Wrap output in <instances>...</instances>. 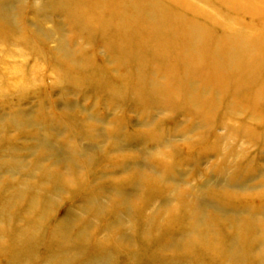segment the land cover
Wrapping results in <instances>:
<instances>
[{
    "label": "rangeland",
    "instance_id": "rangeland-1",
    "mask_svg": "<svg viewBox=\"0 0 264 264\" xmlns=\"http://www.w3.org/2000/svg\"><path fill=\"white\" fill-rule=\"evenodd\" d=\"M184 1L203 16L218 20L216 37L239 31L260 37L264 0ZM236 1L262 13H244L232 5ZM29 2L23 3L18 16L19 0H0L5 18L14 22L13 28L6 24L0 30L1 39L11 38L9 43L0 40V81L8 82L0 84L6 95L0 101V141L16 150L15 162L25 176L15 179L26 181L25 198L9 215L26 211L35 197L36 210L47 211L43 227L54 231L65 223L73 243L67 246L60 239L38 236L25 249L31 253L23 254V246H13L11 236L3 233L9 226L1 225L0 264L15 259L20 264H264V148L248 138L230 140L221 125V114L209 127L187 133L190 113L179 111L177 101L150 111L114 106L100 93H93L89 88L93 85L80 86V80L99 85L103 75L94 72L96 66L119 86L118 67L107 49V35L74 34L63 13L51 12L49 21L39 24L44 30L58 31L74 54L66 59L45 36L40 41L70 82L54 85L51 67L46 65L32 72L40 58L29 57L24 62L9 58V53H25L24 37L38 33V17L29 11ZM133 21L143 25L147 19ZM221 39L213 43L216 49L227 46V40ZM257 45L264 47V41ZM14 62L23 65L21 70L28 79L20 93L14 90L16 81L8 78L6 70ZM208 71L204 68L196 77L204 83ZM140 104L147 103L142 100ZM17 113L29 122L24 130L12 122ZM60 119L67 127L80 124L94 132L74 140L58 126L56 120ZM237 122L244 124V118L238 116ZM156 136L159 143H150L148 138ZM226 146L233 154L223 157L229 151ZM161 156L169 160L162 161ZM35 163L40 167L30 178L26 172ZM40 168L50 171L48 178L41 176ZM150 179L158 185L152 192L143 185ZM8 182L7 177L1 181L4 187ZM80 232L83 239L76 242Z\"/></svg>",
    "mask_w": 264,
    "mask_h": 264
},
{
    "label": "bare ground",
    "instance_id": "bare-ground-1",
    "mask_svg": "<svg viewBox=\"0 0 264 264\" xmlns=\"http://www.w3.org/2000/svg\"><path fill=\"white\" fill-rule=\"evenodd\" d=\"M19 1L21 6L17 8V15L22 14L23 3L32 0ZM35 2L33 4L29 2L31 7L29 11L38 17L35 26L38 33L30 32V37L27 39L24 37L26 42L22 46L25 53H9V58L22 59L23 62L29 57L40 58L33 64L32 72H38L46 65L51 67L54 85L70 82L67 73L55 67L57 61L52 58V54L43 51L40 41L45 36V41L53 42L57 54H61L66 59L74 54L73 48L59 37L58 31H47L40 25L49 21L51 12L63 13L74 34L99 37L107 35L109 38L107 49L111 52L113 63L118 67L116 76H119V86L113 83V79L99 66H96L94 71L103 75L99 77V85L96 84L95 87L90 80H80V82L77 81L80 86L93 85L89 87L93 90L92 92L100 93V97L112 101L114 106L125 104L143 107L150 111L156 109L157 105L166 104V107L177 101L179 111L190 113L186 116L187 123L191 125V130L187 133L209 127L215 117L221 114V125L228 132L230 140L248 138L264 148V60L263 58L259 60V57L264 56V47L257 45L258 41H264V26L261 32L257 33L260 35L259 38L247 36L240 31L227 32L226 35L224 34L226 41L224 35L223 37L213 35L214 26L218 21L216 18L213 19L212 15L203 16V13L192 8L184 0H167L166 3L163 0H38ZM241 2H232V5L243 9L242 12L247 14L262 13L255 7ZM2 8L3 5H0V30L6 24L13 28V20L5 18ZM141 17L147 19L143 25L133 21ZM102 26L106 28L101 30ZM221 38L227 42V46L216 49L214 44L221 42ZM10 39V37L0 38L5 43H9ZM13 43L14 46H20L17 41ZM208 55L209 58L205 60V56ZM19 65L14 62V67L6 69L9 70L8 78L16 81L12 86L15 91L19 90L17 93H20L25 88L24 84L28 82L27 74L21 70L23 65ZM86 67L85 64L84 68ZM204 68L209 71L203 83L196 76ZM248 76L250 77L247 78ZM0 84H8V82L2 79ZM120 91H124V94ZM156 98L159 99L157 104L152 102ZM5 99L6 95L3 90H0V101ZM142 100L146 101L145 106L140 104ZM21 114L25 113L21 112ZM21 114L17 113L11 118L17 128L24 130L29 122L23 121ZM238 116L244 118V124L237 122ZM56 121L58 126L64 127L73 139L75 136L85 137L94 132L81 127L80 124L74 129L67 127L68 125L61 119ZM44 126L41 125V128L44 129ZM2 132L3 130L0 129V137ZM148 140L157 145L161 139L156 136ZM5 145L6 142L1 140L0 226H9L3 233L11 236L13 246H23V254L31 253V250L25 249L38 236L43 239L44 237L60 239L61 244L69 246L73 240L67 237L68 226L65 223L60 224L62 228H53L54 231L43 227V219L47 216V211L46 208L36 210L35 197L30 200L26 211H19L13 217L9 215L12 209H16L22 198H25L23 190L26 187V181L15 179L16 175L21 176V179L25 175L20 172V163L15 162L18 159L15 155L16 150L13 147L6 148ZM231 149L226 146V150L229 151H225L226 154L223 157L232 155ZM161 158L162 161L169 160L165 156ZM37 164H33L32 170L26 172L28 177L34 178V170L40 167ZM169 169L167 165L165 172H170ZM38 170L43 178H48L50 175L49 170L44 168ZM5 177L9 182L4 187L1 181ZM143 185L145 188L148 186L151 189L150 192L152 189L155 190L156 186L158 188L152 179L147 183L144 182ZM34 214L37 216L33 218ZM82 232L75 237L76 242L83 239ZM10 264L20 263L15 259Z\"/></svg>",
    "mask_w": 264,
    "mask_h": 264
}]
</instances>
